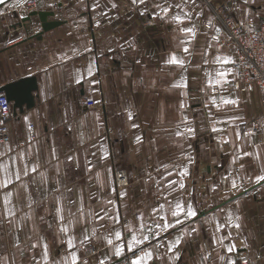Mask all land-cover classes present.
<instances>
[{
	"label": "crops",
	"instance_id": "obj_1",
	"mask_svg": "<svg viewBox=\"0 0 264 264\" xmlns=\"http://www.w3.org/2000/svg\"><path fill=\"white\" fill-rule=\"evenodd\" d=\"M32 1L63 24L33 37L39 17L23 22ZM214 11L260 20L264 0L0 4V88L25 77L38 85L34 106L12 103L10 139L0 146V264H71V252L82 257L81 241L98 248L100 262L131 264L150 251L144 264H264V180L255 179L264 175L263 95L232 90L217 75L234 78L224 61L235 54L206 27ZM173 55L183 66L169 63ZM119 169L129 181L121 190ZM177 202L184 212L174 217ZM116 215L118 223L109 219ZM132 235L149 240L130 253Z\"/></svg>",
	"mask_w": 264,
	"mask_h": 264
},
{
	"label": "built area",
	"instance_id": "obj_2",
	"mask_svg": "<svg viewBox=\"0 0 264 264\" xmlns=\"http://www.w3.org/2000/svg\"><path fill=\"white\" fill-rule=\"evenodd\" d=\"M35 8L34 1L24 6V9L30 12ZM152 23L150 21L148 24L152 25ZM206 27L209 30H214L211 34L212 38L234 51L235 76L228 83V87L240 92L259 91L263 95L264 102V16L260 20L254 17L235 19L228 12L214 11L213 20ZM22 37H13L8 43H13ZM101 78L99 76V79ZM86 104L91 108L99 106L97 102L93 101H87ZM11 116L12 102L0 89V146L10 139L7 123ZM260 121H264V116ZM115 177L119 190L128 186L129 181L124 170H117ZM83 248L84 256L79 264H101L96 260L98 248L94 244L86 243ZM103 264H128V261L121 259L115 262H103ZM239 264H252V261L244 258Z\"/></svg>",
	"mask_w": 264,
	"mask_h": 264
},
{
	"label": "snow or ice",
	"instance_id": "obj_3",
	"mask_svg": "<svg viewBox=\"0 0 264 264\" xmlns=\"http://www.w3.org/2000/svg\"><path fill=\"white\" fill-rule=\"evenodd\" d=\"M4 2H5V0H0V4H3ZM141 2H143V0H141ZM161 10H162L163 12L166 13L169 9H168V8H162ZM175 18H176L177 20H180V19H181L179 16H176ZM185 31H189V32H190V31H192V29H191V28H188V29H185ZM184 51L187 52L188 49L185 48ZM232 62H234V61H231L230 58H229V59H226V60L224 61V63H232ZM169 63H170V64H178V65H180V66H183V64H184V62H183L182 60H178L174 55H173L172 59L169 60ZM89 74H91V70H90V69H89ZM229 74H230V73H228V72L220 71V72H218L217 75H218L219 77H223V78H224L223 83H229L230 81L227 80V76H228ZM77 82H79V81H77ZM215 83L218 84V85H220V84H222V81H221L220 79H217V80L215 81ZM214 102H215V101H214ZM223 102H224L225 104H236V103H237V101H236V100H233V99H224ZM213 130L215 131L216 129H213ZM189 131H190V132H194V129H189ZM180 134H181V133H178V135H180ZM251 155H254V154H252V153H247V152L244 153V156H251ZM257 156H258V154H257ZM241 158H242V157H241ZM233 162H235V159H234ZM239 166H240V168H243V167H244L243 164H241V165H239ZM6 167H7V166H5V170H6ZM164 167L167 168V165H165ZM261 167H262V170H264V166H261ZM32 171H36V169L33 168ZM17 179H19V175H18V174H17ZM255 179H256V182L259 183L260 181L264 180V175H258ZM2 183H3L4 187H8V185H9V183H10V178L4 180ZM174 183H176V182H175V181H171V182H169V187H171V185L174 184ZM236 186H237V185H236L235 181H233V182H232V187L235 188ZM180 187L183 188L184 185L181 183V184H180ZM164 199L167 200V197L165 196ZM109 203H112V202L109 201ZM163 209H164V205L161 204V205L159 206V208L154 209V212H156V211H162ZM182 212H184V209H183L182 205H181L179 202H177L176 205H175V211H172L171 214H172V216L176 217V216H179ZM195 215H196V212L191 208V206H189V208H188V210H187V212H186V216H188V217H194ZM97 216H98L99 219H103V216H100L99 214H97ZM109 219H113V220H115L117 223L119 222V216H118V215H116V216H110ZM139 219H140L141 221L143 220V215H142V214H141V216L139 217ZM162 219H166V218H162ZM182 222H183V221H181V220H176V223H182ZM163 226H164L165 228H167V227H173L174 225H171V224H167V223H165ZM144 227H145L144 224L141 223V224H140V228L143 229ZM156 227H157V228H160L161 225H160V224H157ZM219 227L223 228L224 225H220ZM235 227L239 228L240 225H239V224H236ZM62 230H63V231H67V229H62ZM148 232H152V229H151L150 226L148 227ZM155 236L158 238V237H159V233H158V232L155 233ZM115 238H116L117 240H121V239H122V233H121L120 231H116V232H115ZM227 238H228V237H221L220 239L223 240V239H227ZM148 240H149V236H147V235H144V236H143L142 238H140V239H138L136 235H132V236H131V239L128 241V244H127V250H128V252H130V253H131V252H134V250H135L136 247L142 245L145 241H148ZM107 242H108V244H112V240H111V239H108ZM67 243H68L71 247H73V248L75 247L74 239H71V238H70V239L67 241ZM81 243H83V241H81ZM176 244H177V245L179 244V238L177 239ZM171 246L174 247L175 245H171ZM124 247H125V245H124L123 243H120V244L116 247V252H115V254H116L117 256L122 255L123 252H124ZM235 250H236V249H235V245H234V244H232V245H230V246L227 247V252H229V253H232V252H234ZM44 255H45V257H47V245H46V244H45V246H44ZM151 258H152V253H151L150 251H144V252H143V255H134V257H133L132 260H131V264H144L145 261H148V260H150ZM65 259H67V257H65ZM221 259H223V257H221ZM71 264H79V257H78V254H77L76 252H74V251L71 252ZM101 264H103V261H101ZM230 264H235V261H231Z\"/></svg>",
	"mask_w": 264,
	"mask_h": 264
},
{
	"label": "water",
	"instance_id": "obj_4",
	"mask_svg": "<svg viewBox=\"0 0 264 264\" xmlns=\"http://www.w3.org/2000/svg\"><path fill=\"white\" fill-rule=\"evenodd\" d=\"M54 15V12L51 11L34 10L24 18L23 22H30L32 17L38 16L42 31L33 35V37L41 38L44 33L63 24V22L59 20H49V17H54ZM37 88V79L35 77H25L15 82H10L0 89L6 93L8 100L13 103V109L23 111L24 107L30 108L34 106V92Z\"/></svg>",
	"mask_w": 264,
	"mask_h": 264
},
{
	"label": "rangeland",
	"instance_id": "obj_5",
	"mask_svg": "<svg viewBox=\"0 0 264 264\" xmlns=\"http://www.w3.org/2000/svg\"><path fill=\"white\" fill-rule=\"evenodd\" d=\"M34 11V10H33ZM119 170H122V169H119ZM125 171V170H124ZM126 172V171H125ZM126 174H127V172H126ZM86 243H82V245L80 246V249L82 250V257L80 258V260H79V263L81 262V260H82V258H83V256H84V245H85ZM99 261V260H98Z\"/></svg>",
	"mask_w": 264,
	"mask_h": 264
}]
</instances>
